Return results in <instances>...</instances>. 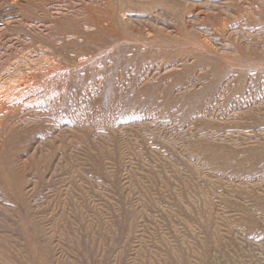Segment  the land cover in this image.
<instances>
[{"label": "rangeland", "instance_id": "1", "mask_svg": "<svg viewBox=\"0 0 264 264\" xmlns=\"http://www.w3.org/2000/svg\"><path fill=\"white\" fill-rule=\"evenodd\" d=\"M0 264H264V0H0Z\"/></svg>", "mask_w": 264, "mask_h": 264}]
</instances>
